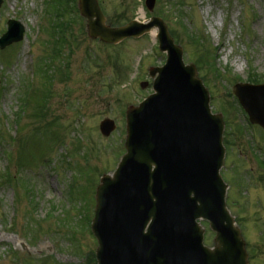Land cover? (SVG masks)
Wrapping results in <instances>:
<instances>
[{
    "label": "rangeland",
    "instance_id": "rangeland-1",
    "mask_svg": "<svg viewBox=\"0 0 264 264\" xmlns=\"http://www.w3.org/2000/svg\"><path fill=\"white\" fill-rule=\"evenodd\" d=\"M98 3L111 25L162 19L182 48L183 61L202 60L197 71L210 107L224 111L228 146L220 174L228 187L226 206L241 230L249 264H264V133L250 126L228 96L236 83L264 81V0H155L150 13L143 0ZM49 4L3 0L0 7V36L9 19L24 27L23 40L0 51V123L6 135L0 140V175L11 173L18 182L2 186L0 180V264H93L89 257L96 242L89 226L95 189L124 153L126 108L151 93L147 69L164 62L156 32L102 46L88 39L75 14L66 18L72 21L70 44L52 61ZM190 29L206 45L192 43ZM58 70L67 72L68 80ZM47 79L54 94L46 116L38 119L32 117L37 101L50 97ZM143 81L149 83L146 89L139 86ZM35 95L39 99L33 100ZM26 99L29 106L18 117ZM53 119L60 135L51 137L43 129ZM103 119L116 125L107 138L98 130ZM55 137L61 141L54 144ZM201 224L204 244L211 247L214 234Z\"/></svg>",
    "mask_w": 264,
    "mask_h": 264
},
{
    "label": "water",
    "instance_id": "water-1",
    "mask_svg": "<svg viewBox=\"0 0 264 264\" xmlns=\"http://www.w3.org/2000/svg\"><path fill=\"white\" fill-rule=\"evenodd\" d=\"M146 2L152 9L153 0ZM78 10L88 37L102 43L117 44L157 28L159 49L167 57L162 68L149 72L154 94L127 110L126 154L97 188L91 230L98 264H248L219 176L224 125L220 115L211 114L195 67L184 66L181 49L159 19L110 28L97 0H78ZM8 25L0 49L22 38L19 24ZM234 95L249 121L264 129V85H236ZM113 129L110 121L100 125L105 136ZM198 220L215 233L211 249L203 246Z\"/></svg>",
    "mask_w": 264,
    "mask_h": 264
},
{
    "label": "trees",
    "instance_id": "trees-1",
    "mask_svg": "<svg viewBox=\"0 0 264 264\" xmlns=\"http://www.w3.org/2000/svg\"><path fill=\"white\" fill-rule=\"evenodd\" d=\"M63 1H66V0H63ZM56 3H58V1H56ZM65 4H66V5L68 4V0L66 1ZM57 6L59 7V4H57ZM56 11H58V10L56 9Z\"/></svg>",
    "mask_w": 264,
    "mask_h": 264
},
{
    "label": "bare ground",
    "instance_id": "bare-ground-1",
    "mask_svg": "<svg viewBox=\"0 0 264 264\" xmlns=\"http://www.w3.org/2000/svg\"><path fill=\"white\" fill-rule=\"evenodd\" d=\"M152 35H154V31L152 32Z\"/></svg>",
    "mask_w": 264,
    "mask_h": 264
}]
</instances>
